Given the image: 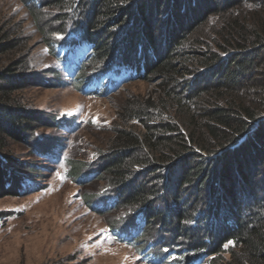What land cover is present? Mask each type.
<instances>
[{"label": "trees", "instance_id": "1", "mask_svg": "<svg viewBox=\"0 0 264 264\" xmlns=\"http://www.w3.org/2000/svg\"><path fill=\"white\" fill-rule=\"evenodd\" d=\"M22 1L60 12L59 37L46 39L57 63L50 87L106 96L121 82L160 77L157 98L125 114L141 130L120 125L96 166L67 163L80 187L107 182L83 200L99 215L123 210L111 237L143 264H264V0ZM17 46L1 35L0 56ZM187 46L202 52L180 51ZM23 70L22 61L0 69V197L43 188L37 168L13 167L4 140L34 141L36 156L63 159V138L36 141L42 120L11 97L29 84ZM50 122L61 132L81 125L73 115Z\"/></svg>", "mask_w": 264, "mask_h": 264}, {"label": "rangeland", "instance_id": "2", "mask_svg": "<svg viewBox=\"0 0 264 264\" xmlns=\"http://www.w3.org/2000/svg\"><path fill=\"white\" fill-rule=\"evenodd\" d=\"M59 14L46 5L36 11L22 0H0V37L8 36L18 44L0 56V69L22 61V72L29 79V84L14 91L11 97L42 120L36 141L63 138L64 145L63 159L55 165L32 153L29 144L34 141H3L2 152L13 167L17 171L27 165L37 168L42 178L36 181L43 188L26 195L0 197V264H143L132 247L116 241L108 232L109 223L125 216L123 210L99 215L90 211L83 200L86 192L106 189L107 182L95 180L80 187L66 172L70 160L91 162L92 166L100 163L114 147L112 139L120 125L134 124L135 130H141L135 121L126 122L125 114L133 102L157 98L160 77L125 82L106 96L82 95L69 84L50 87L46 81L52 78L57 63L47 51L46 39L59 37ZM215 21L211 17L201 30H208ZM192 49L193 55L202 52L188 46L180 51L190 53ZM72 115L81 124L73 132H61L50 122L54 116ZM27 170L19 172L25 174ZM262 175L263 168L258 177L261 179ZM259 180L256 184H260ZM221 257L223 262L231 259L228 253Z\"/></svg>", "mask_w": 264, "mask_h": 264}]
</instances>
